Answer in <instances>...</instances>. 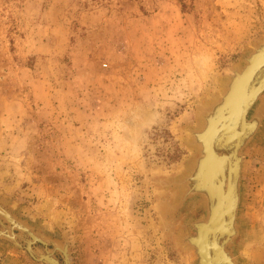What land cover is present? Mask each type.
Segmentation results:
<instances>
[{
  "label": "rangeland",
  "instance_id": "374dc122",
  "mask_svg": "<svg viewBox=\"0 0 264 264\" xmlns=\"http://www.w3.org/2000/svg\"><path fill=\"white\" fill-rule=\"evenodd\" d=\"M263 35L264 0H0V199L67 229L71 264H196L176 234L201 207L167 217L178 191L156 181L184 172L198 102ZM258 132L236 252L264 264ZM0 264L42 263L0 240Z\"/></svg>",
  "mask_w": 264,
  "mask_h": 264
},
{
  "label": "bare ground",
  "instance_id": "6f19581e",
  "mask_svg": "<svg viewBox=\"0 0 264 264\" xmlns=\"http://www.w3.org/2000/svg\"><path fill=\"white\" fill-rule=\"evenodd\" d=\"M253 49L254 51H252V53H250L248 57V62H244L246 64L242 68L235 67V69H231L230 72L231 66H229L227 70H225L227 72L224 77L228 75V73H230V77L228 80L229 82L221 93L222 96L218 101L219 103H217L218 106L215 105L216 107L214 106V108L211 109L209 113V115L212 116L211 124L213 125H211V128H208V131L206 133H199V135L196 136L197 138L195 137L197 145V156L195 157L194 161H192V164L188 166V176L184 177L183 180L180 181L181 190L182 192L186 193H188L189 190H192L190 184L192 183L191 180H193L194 175L195 177H199L200 179H202L200 185L203 186V189L207 193L209 191L205 187L208 186V183L214 184L219 190L217 193L218 202H220L221 206L223 207L224 199L226 198V194L228 191L226 175L228 174L232 178V193L235 192V194H233V197L231 198L232 204L234 200V212L231 219L232 222L224 218L225 209L221 207L218 215L215 218L216 224L212 226V221H209L210 219L207 220L208 222L204 223L205 227L202 229L201 233L197 237L190 238L188 233L184 232V229L182 228L181 230L179 229V232L176 234L177 241H181L188 245H193L192 242L195 241V243L199 245L202 254L200 260L201 263L204 264H234L233 261L235 259V256L236 260H238L241 264H255L254 254H250V256L248 254L250 258L248 257L249 259L246 258L241 261L240 259L242 254L239 255V253L236 252V247L238 246V243L241 240L240 232L242 222L241 220H238L237 212L240 201V193L242 189L240 172L244 160L243 157L245 156L244 151V156L242 158L240 152H237L236 149L235 151H233V153H231L232 157H230V150L228 148L229 146L224 145L226 143H219L221 137H219L218 139L217 135L218 128H220L218 126L221 125V128L228 129L229 131L228 136H230V138L229 141L226 142L230 143L231 141H235L236 139H238L236 140V143H238L241 139H244L246 135L248 136L255 131L256 124H258L257 121L259 120V117H261L260 113H262V110L264 111L263 100L258 105V109L255 114L252 115L250 119H248L247 117V113L252 107L254 101L258 99V97H260L261 95L264 96V41L263 43L256 44ZM212 79H214V77ZM221 81L218 84H220ZM218 89L219 87L215 89V92L209 95H212L214 93L216 94V92L220 91V89L219 91ZM186 137L188 139L190 138L188 135H186ZM245 142L246 140H244L242 143L244 144ZM240 148L239 150H241ZM3 201L4 200L0 199V217H3L7 220V226L0 230V235H4L5 238L9 237L11 230L15 227L14 225L17 224L22 227V230L25 231L26 236L31 239L29 243L33 242L34 240H43L42 237L38 234V232L25 225L27 224L25 223L27 221L26 219V221L22 220L23 224L18 222L17 219L19 218L16 216L17 219H15L14 214H10L8 212L9 208L7 206V203H4ZM165 202L168 203V200H166ZM172 215V210L171 208H169L168 214L166 216L170 217ZM187 231L191 233V231ZM69 233L66 229L63 235L58 238V242H56L59 252L61 254V257L58 256V262L53 259L52 253L45 249L46 247L44 244L42 245V247H44L43 249L37 250L38 254L41 257H45L46 261H49L51 264H71L72 238L70 237ZM248 239L249 238L246 237V240ZM233 241V255H235L234 257L231 254V245L233 244ZM243 248L241 250H243ZM244 252L245 251H243V253ZM246 253H248L247 250Z\"/></svg>",
  "mask_w": 264,
  "mask_h": 264
},
{
  "label": "water",
  "instance_id": "95a60500",
  "mask_svg": "<svg viewBox=\"0 0 264 264\" xmlns=\"http://www.w3.org/2000/svg\"><path fill=\"white\" fill-rule=\"evenodd\" d=\"M264 41V35L258 39H256L255 42L253 43H249L247 46V49L244 51L245 53L241 56L240 58V63L237 65H232L230 68V72L231 69H235V67H240L242 68L247 62H248V57L250 55V53H252V51H254L253 47L256 46V44L258 43H263ZM245 57V60H244ZM247 57V58H246ZM246 62V63H244ZM244 63V64H242ZM230 73H228V75H226L224 77V79L221 81V83L219 84V92H216L215 96L214 94L211 95V98L209 100H203V101H199L196 107V112H197V120H196V124L192 127H186V131L188 136L190 137L188 139V142L193 144L194 146V153L192 154V157L190 159V161H188L186 163V167L184 169V172L180 175H178L175 178H167L164 179V181H159L157 180L158 185L162 186V187H175L178 191V195L177 198L175 199L174 203L171 206V210H172V216L171 218H175L178 214L179 209L184 206L186 204V202L188 201H194L196 205L201 207V213L196 216V217H187L185 219L186 224L192 229L193 232H188L187 230H183L184 232L188 233V235L190 236V238L193 237H197L202 229L205 227L204 223L209 221H212V226L216 224V216L218 215L221 206V203L218 202V198H217V193H218V188L214 185V184H209L208 186L205 187L209 192L207 193L204 189L203 186L200 185L202 179H200L199 177H193V180H191V187L192 190H189L188 193L186 192H182L181 190V180H183L184 177L188 176V166L190 164H192V161H194L195 157L197 156V145H196V141H195V137L199 135V133H206L208 131V128H211V115H209L211 109L214 108L215 105H217V103H219V99L221 98V93L223 92V89L226 87L227 83L229 82V75ZM264 100V96H260L258 97V99H256L252 105V107L249 109V112L247 113V117L248 119H250L252 117V115L255 114V112L258 109V105L261 103V101ZM218 106V105H217ZM216 107V106H215ZM210 116V117H209ZM259 120L257 121L258 124H256V128L255 131L250 134V135H246V137L244 139H241L238 143H236L238 139H236L235 141H231L230 143H227L226 141H229L230 136L229 135V131L228 129L225 128H221V125L218 126L220 128H218V139L219 137H221V140H219V143H226L224 145L229 146V150H230V154L229 156L232 157L233 151H235V149L237 150V152L239 151L241 154V158L244 156L243 155V151L245 150V148L249 145L250 142H252L256 136V133L258 132L260 126L264 123V111L262 110V113H260ZM197 138V137H196ZM246 140V142L243 144L242 142ZM229 144V145H228ZM241 147V148H240ZM239 148L241 150H239ZM196 150V151H195ZM244 158V157H243ZM208 159V158H207ZM229 162V161H228ZM227 178V186H228V191L226 194V198L224 199V206L222 208L225 209V219L230 220V222H232V216H233V212H234V200H233V204L231 201V198L233 197L232 193V188H231V177L230 175H226ZM206 200H205V198ZM204 201H202V200ZM4 203H6V201H3ZM166 207V206H165ZM7 208V207H6ZM170 207H166L165 208V213L166 215L168 214V209ZM8 209V208H7ZM8 209V212L10 214H14V218H16V216L19 218L17 219L18 222L22 223V220H25L24 218H21L15 211ZM26 221V220H25ZM24 221V222H25ZM25 225L29 226L30 228L34 229L36 232H38V234L42 237V239L44 240H34L33 242L29 243L31 239H29L26 236V233L24 230H22V227L15 224L14 228L11 230V233L9 235V237L5 238L4 235H0V240L5 241L6 243H9L10 245H14L16 247L22 248L23 250H25L27 252V254L35 261L37 262H41L42 264H51L49 261H46L45 257H41L38 254L37 250H41L44 247H42V245H45V249L47 251H50L52 253V257L53 259H55L56 262L59 261V257H61V254L59 252V249L57 247V243L58 242V238H60L63 233H64V229H61L59 231V235H50L49 233L45 232L44 230H42L38 225H35L34 223H30L28 221H26ZM210 223V222H209ZM228 223V222H227ZM5 226H7V220L4 219L3 217H0V230L2 228H4ZM41 230V231H38ZM181 230V229H180ZM22 232V235H21ZM179 232V231H178ZM177 232V233H178ZM15 237V238H14ZM18 240V241H17ZM223 240V238H222ZM177 241V238H176ZM46 242V243H45ZM178 245H180L181 247H191L193 249V251L195 252L196 258L194 263L196 264H204L201 263V249L199 247L198 244L194 242H192L193 245L191 244H185L181 241H177ZM233 246H234V241L233 244L231 245L232 248V256L234 257V251H233ZM229 247V246H228ZM234 264H241L238 260H236V256L234 259Z\"/></svg>",
  "mask_w": 264,
  "mask_h": 264
}]
</instances>
